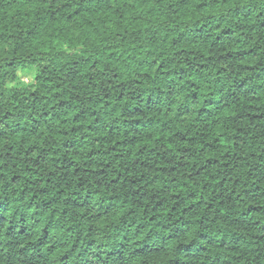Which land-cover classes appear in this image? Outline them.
<instances>
[{
    "label": "clouds",
    "instance_id": "clouds-1",
    "mask_svg": "<svg viewBox=\"0 0 264 264\" xmlns=\"http://www.w3.org/2000/svg\"><path fill=\"white\" fill-rule=\"evenodd\" d=\"M0 264H264V0H0Z\"/></svg>",
    "mask_w": 264,
    "mask_h": 264
}]
</instances>
